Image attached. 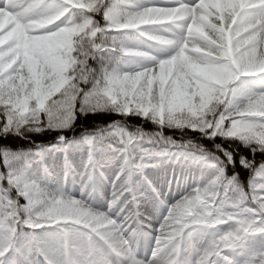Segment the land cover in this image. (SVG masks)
<instances>
[{"label":"snow or ice","instance_id":"6c2138e0","mask_svg":"<svg viewBox=\"0 0 264 264\" xmlns=\"http://www.w3.org/2000/svg\"><path fill=\"white\" fill-rule=\"evenodd\" d=\"M96 5L97 0H85V6L79 9L73 8L69 0H2L0 2V136L21 135L22 123L31 111L32 97L37 94L35 88L27 95L23 94L20 90V73L18 70L13 71L18 69V65L22 62V57L15 55L17 47L26 46L32 36L36 35L30 31L31 26L47 23L53 19L60 22L67 19L72 11H81L85 16H91ZM104 11L109 21H118L108 24L105 31L109 34L162 30L174 25L181 27V44L174 56L159 58L139 76L129 78L108 75L99 89L102 94L116 101L119 99L115 96L117 91L132 97L136 95L135 89L140 88L143 110L148 111V104L153 102L148 90L149 85L166 108L189 103L186 74L179 69L181 65L193 61L195 39H208L211 36L209 25L214 19H227L235 15L236 20L239 21L241 14L264 12V0H242V2L240 0H161L159 4H146L142 0H109ZM90 26L85 25L84 30ZM76 30L72 25L65 27L66 43L71 42V34ZM225 32L226 55L236 59L238 53L235 43L231 40V33L227 28ZM161 34L164 33L161 31ZM262 36H264V20L247 26L245 44L249 47V51L244 69L247 75L242 74L243 78L264 76V72L252 71L264 61V53L260 51ZM93 51L104 56L114 49L101 46ZM85 55L90 54L85 53ZM88 63H93L91 58ZM49 66L54 72L61 73L67 71V60L52 52ZM60 79L61 86L39 96L42 109H47L50 103L67 105V99L58 100L57 97L62 96L65 89L70 86V82L63 76ZM72 99L76 100L75 97ZM41 119L47 123H54L56 113L42 112ZM67 122L65 119V123ZM107 135L120 138V143H110L107 148L118 152L122 159L121 180L117 181L115 187L119 188L116 195L119 196L123 192L124 198L127 196L135 198L141 192L133 177L148 159L168 158V155L176 159L178 156L180 161L215 169L218 174L214 178L198 184L199 188L197 186L192 188L196 189L192 195L180 199L171 208V214L175 216L178 210L187 209L192 200L204 201L207 210L212 214L209 219L215 221L214 226L200 221L184 228L182 235L179 232H170L165 227L152 237L154 247L151 258L140 259L136 254V241L126 242L118 237L110 215L88 208L79 201L68 200L61 193L47 191L41 180L29 177L19 166L18 162L26 163L42 158L47 151L46 148L37 147L28 151L3 148L0 149V162L6 171L0 172V181L6 180L8 186L5 188L0 185V264H13V262L28 264L32 256H39L40 264H98L95 260L83 257L94 256L97 252L104 251L118 257L120 264H163L165 259L174 261V264H264V246L259 249L251 246L255 240L264 241V229L260 228V225L264 224V213L256 209L241 214L233 209L231 214H228L225 209L231 206L225 204L223 191L214 201L205 195L216 185L223 190L229 183L222 166L216 164L213 156L200 151L197 147L184 149L172 147L167 154L161 151H148L143 153V158L138 154L130 155L127 146L135 147L142 141L117 125L101 129L95 135H85L83 140L88 145H94L97 141L105 140ZM139 135L137 133V136ZM250 135L256 137L260 143H264V135H260L255 130H252ZM255 155L256 152H252L253 159L242 156L240 164L250 171L247 190L252 195L249 198L261 197V206H264V160L257 165L254 161ZM222 158L224 160L231 158L235 164L233 153H225ZM100 168V163L90 154L83 171L84 180H88L90 175L96 178L100 174ZM125 177L128 180L124 187H121L120 183ZM148 185L152 187L150 181ZM13 190L16 193L15 199L11 195ZM20 197H23L25 201L23 204L29 208L40 198L51 200L52 206L41 214L43 221L29 220L25 226L24 217L19 212ZM61 206L72 211L58 213L56 209ZM225 225L228 226L226 229L222 227ZM51 229L55 231H50ZM209 230H214L211 241L205 247L195 249V237ZM29 231L43 233L44 238L41 240L33 237L29 241L26 236V232ZM54 241H58L59 247ZM177 245H179L178 249ZM188 246L193 247L191 261L184 256V250ZM99 264H111V261L105 257Z\"/></svg>","mask_w":264,"mask_h":264},{"label":"clouds","instance_id":"9594fccd","mask_svg":"<svg viewBox=\"0 0 264 264\" xmlns=\"http://www.w3.org/2000/svg\"><path fill=\"white\" fill-rule=\"evenodd\" d=\"M108 2L97 0L94 10V14L101 16L103 23L101 20L94 19L92 15L85 16L81 11H72L67 19L60 22L53 19L47 23H37L31 26L30 31L36 35L32 36L26 46L17 47L15 55L22 57V62L18 65V69L13 71L18 70L20 73V90L25 95L33 88L37 90V94L32 97L29 116L22 123L21 135L27 132H42L46 129L60 130L61 135L57 139L62 142L63 147L87 146L89 153L93 154L102 148H107L110 143H120V138L107 135L105 140L88 145L83 140L85 135H95L101 129H108L113 125L128 130V117L139 116L142 120L151 122L155 130L146 131L143 125H136L133 131L128 130L130 135L142 141L135 147L127 146L130 155L138 154L143 158V153L148 151H161L167 154L172 147L177 149L197 147L200 151L214 157L216 164L222 166L229 182L223 190L219 185L209 189L205 193L206 196L214 201L223 191L225 204L231 206L225 209L228 214H231L233 209L241 214L250 213L256 209L264 213L261 197L249 198L252 195L247 190L249 184L247 186L244 184L239 173L234 172L231 176L227 175L228 165L235 166V164L231 158L224 160L222 157L225 153H232L229 151L231 145L225 147L224 143L216 142L217 138L223 142L239 141L251 152L264 153V143H260L256 137L250 135L252 130L264 135V76L255 75L247 79L243 78V75H247L244 69L249 51V47L245 44L247 26L264 20V12L241 14L239 21L236 20L235 15L227 19H214L209 25L211 36L208 39H195L196 47L192 51L193 61L190 64L181 65L179 69L180 72L186 74L189 103L166 108L160 103V98L149 85L148 90L153 97V102L148 104V111H144L140 88L135 89L136 95L132 97L117 91L115 96L119 99L116 101L102 94L99 89L108 75L129 78L139 76L152 62L161 57L174 56L181 44V27L174 25L162 30L109 34L105 31L108 24L118 23V21L108 20L107 13L104 11ZM69 3L75 9L85 6V0H69ZM67 25H72L77 29L71 34L70 43H66L65 27ZM85 25L91 26L84 30ZM226 28L231 33V40L236 46L238 53L236 59L226 55L224 47ZM161 31L164 34H161ZM101 46L111 47L114 51L104 56L93 51ZM260 51L264 53V36L261 38ZM52 52L67 60V71L56 73L51 69L49 63ZM85 53L90 55H85ZM89 58L93 63H88ZM252 71L264 72V61H261L259 67ZM61 76L70 82V86L57 99H67V105L50 103L47 109H42L39 96L61 86ZM73 97L76 98L75 101ZM77 101L79 108H77ZM42 112H55V122L47 123L42 120ZM97 112L116 113L122 119L113 121L107 126L101 125L94 132L86 131L79 137L68 138L63 134L69 129L74 130L77 113L87 116L89 113ZM166 130L179 133V139L166 134ZM137 133L140 135L137 136ZM189 133H199V136L193 137ZM202 139L211 140L212 147L209 148L201 143ZM167 159L180 161L178 156L172 159L171 155H168ZM148 160L144 161L143 168L150 166L147 163ZM83 175V173L80 174V198L70 195L63 189L53 191L46 186L45 188L49 192L61 193L68 200H76L92 208L91 200L96 192V178L90 175L88 180H84ZM121 175L122 173H119L117 181L121 180ZM127 180L128 178L125 177L120 186L124 187ZM115 185L106 214L115 213L116 218L110 215L115 224V234L126 242L135 240L137 243L140 236L152 239V233L145 230L150 229L151 225L146 224L145 220H151L153 214L158 216L163 207H167L168 210L159 228L156 229L157 233L166 227L168 231L179 232L182 235L184 228L190 224L200 221L207 222L209 226L215 224L214 220L209 219L212 214L207 210L204 201L192 200L187 209L178 210L175 216H172L173 204L168 206L166 198L161 196L159 190L153 185L151 186L158 200L155 207L144 192H139L135 198L127 199L124 205L117 210L124 193L116 195L119 188ZM195 191L196 189H191L181 199L192 195ZM51 206L52 201L47 198L35 201L31 208L20 204L19 212L24 217V225L27 226L29 220L43 221L41 214L47 212ZM125 209H127L126 214L118 222V218L125 213ZM56 211L58 213L70 212L72 209L61 206ZM260 228L264 229V224H261ZM189 235L191 236V233ZM26 236L29 241L33 237L41 240L44 238L43 233L30 231L26 232ZM178 248L179 245H177ZM28 264H40L39 256H32ZM163 264H174V261L165 259Z\"/></svg>","mask_w":264,"mask_h":264},{"label":"rangeland","instance_id":"374dc122","mask_svg":"<svg viewBox=\"0 0 264 264\" xmlns=\"http://www.w3.org/2000/svg\"><path fill=\"white\" fill-rule=\"evenodd\" d=\"M2 2V0H0ZM153 3L159 4L161 0H153ZM152 3V4H153ZM94 158L100 163V174L96 177V192L91 200V206L94 210L108 212L109 201L112 199V192L114 191V185L117 183V176L120 173L122 167V159L117 154H112V151L103 152L100 155L97 153L92 154ZM90 153L88 148H70L57 147L48 148L44 154L43 160H34L32 166L34 171L30 175L33 179L41 180L46 187L55 191L57 189H63L70 195L80 198L81 196V181L80 174L83 173L85 165L89 159ZM101 157V158H100ZM99 158V159H98ZM50 160V167L47 166ZM149 167L138 170L134 173V182L139 186L140 191L144 192L152 205L155 207L158 204L156 193L149 187L148 182H151L161 196L167 200V205L179 201L185 194L191 191L192 188L198 184H202L210 177V175L204 173L206 168L196 164L183 161L168 160L167 158H152L147 161ZM127 196V194H126ZM122 198L119 207H122L127 199ZM130 208L131 205L129 204ZM168 208L163 207L159 215L153 214L151 220H145L146 224H150V229H145L152 233V237L157 234L156 229L159 228L160 223L163 221V217L166 215ZM122 213L118 218V222L123 219ZM114 218L115 213H110ZM141 219H145L141 217ZM227 228L228 226H222ZM214 230H209L198 234L194 239V248L201 249L205 247L212 239V233ZM253 248L259 249L264 246V241L255 240L252 242ZM154 247V240L146 237H138L136 243V254L140 259H150ZM184 256L187 260L193 259V247L188 246L184 250ZM105 257L111 261V264H120V260L114 254H110L106 251L97 252L94 256H86L84 259H92L101 262ZM76 259V257H74ZM14 264V262H13Z\"/></svg>","mask_w":264,"mask_h":264},{"label":"trees","instance_id":"16d2710c","mask_svg":"<svg viewBox=\"0 0 264 264\" xmlns=\"http://www.w3.org/2000/svg\"><path fill=\"white\" fill-rule=\"evenodd\" d=\"M105 2H108V0H105ZM143 3L146 4H152L153 0H142ZM94 19L101 20L103 23L101 16H98L96 14H92ZM77 108H79V103H77ZM122 117L116 113H109V112H97L95 114L89 113L87 116L80 115L77 113V120L75 122V125L73 126V129H69L67 131H64L63 134L68 137L72 138L73 136L79 137L82 133L87 132H94L98 129L99 126L104 125L107 126L113 121L120 120ZM128 124H129V131H133L134 127L136 125H143V128L146 131H152L154 129V125L149 121L142 120L139 116H130L128 117ZM166 134L173 135L174 138L179 139V133L173 131V130H166ZM193 137L199 136V133H189ZM61 135L60 130H53V129H46L42 132H27L24 135H7V136H0V149L3 148H10L13 150H32L36 149L37 147H44L48 148L50 146L60 144L62 142L58 141V136ZM204 145L208 146L209 148L212 147V141L209 139H202L200 141ZM217 143H224L225 147H231L229 148V151L233 153L234 160H235V166L232 164H229L227 167V175L231 176L234 172H238L240 179L244 182V184L247 186L249 182L250 177V171L248 168L243 167L240 164V159L242 156H246L249 159H253L252 152L250 149H246L239 141H227L223 142L220 138H217ZM107 150L113 149L109 148H102L98 150V152H106ZM38 159V158H37ZM35 160V159H34ZM264 160V153L257 152L254 161L257 163ZM33 160L28 162H18L19 166L23 168L25 173L30 176V174L34 171L33 166H31ZM6 169L3 167L2 162H0V172H4ZM218 174V173H217ZM0 185L3 187H7V181H0ZM12 198H16V193L13 190ZM19 203L23 204L25 203L23 197L19 198ZM25 231H28L25 229ZM50 231H55L54 229H51ZM55 245L59 247L58 241H54Z\"/></svg>","mask_w":264,"mask_h":264}]
</instances>
